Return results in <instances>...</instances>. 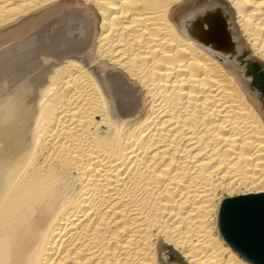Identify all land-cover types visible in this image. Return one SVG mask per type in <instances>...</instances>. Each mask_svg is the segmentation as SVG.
<instances>
[{
    "label": "bare ground",
    "instance_id": "bare-ground-1",
    "mask_svg": "<svg viewBox=\"0 0 264 264\" xmlns=\"http://www.w3.org/2000/svg\"><path fill=\"white\" fill-rule=\"evenodd\" d=\"M190 1L0 0V264H254L264 0Z\"/></svg>",
    "mask_w": 264,
    "mask_h": 264
},
{
    "label": "water",
    "instance_id": "water-1",
    "mask_svg": "<svg viewBox=\"0 0 264 264\" xmlns=\"http://www.w3.org/2000/svg\"><path fill=\"white\" fill-rule=\"evenodd\" d=\"M252 89L264 85L261 73L248 67ZM218 228L225 242L254 264H264V194L224 199Z\"/></svg>",
    "mask_w": 264,
    "mask_h": 264
},
{
    "label": "rangeland",
    "instance_id": "rangeland-1",
    "mask_svg": "<svg viewBox=\"0 0 264 264\" xmlns=\"http://www.w3.org/2000/svg\"><path fill=\"white\" fill-rule=\"evenodd\" d=\"M206 1H208V2H215V0H192V1H190V2H188L186 4H184V5H182L180 7H178L176 9V11H175V15L174 16L178 18L179 16H181L184 13H187V12L195 9L198 5H200V4H202V3L206 2ZM224 4L226 5V7L228 6L225 1H224ZM75 6H79L80 8H82L85 11H88L89 8H90V6H88V5H86V4L82 3V2L81 3H77L76 1L73 2V3H71L68 6V8L69 7L72 8V7H75ZM241 43H242V48L244 47L245 49L249 50L248 47H247V45H246V43H244V41H242ZM261 77H262V75H261ZM260 106L264 108V105L263 104H260ZM225 198H229V194L226 193V192L222 193V195H221V199L222 200L225 199ZM217 211H218V209H217ZM216 225H217V223H216V219H215V223L213 224V229H214L215 234L217 235Z\"/></svg>",
    "mask_w": 264,
    "mask_h": 264
}]
</instances>
